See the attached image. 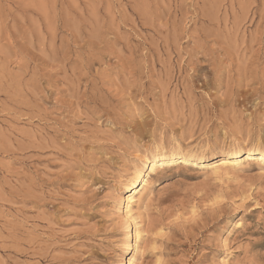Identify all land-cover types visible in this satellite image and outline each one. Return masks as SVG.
<instances>
[{
  "label": "rangeland",
  "instance_id": "rangeland-1",
  "mask_svg": "<svg viewBox=\"0 0 264 264\" xmlns=\"http://www.w3.org/2000/svg\"><path fill=\"white\" fill-rule=\"evenodd\" d=\"M236 149L264 150V0H0V264H127L158 153L192 160L133 206L135 264H264Z\"/></svg>",
  "mask_w": 264,
  "mask_h": 264
},
{
  "label": "bare ground",
  "instance_id": "bare-ground-1",
  "mask_svg": "<svg viewBox=\"0 0 264 264\" xmlns=\"http://www.w3.org/2000/svg\"><path fill=\"white\" fill-rule=\"evenodd\" d=\"M240 149V148H239ZM237 150V149H236ZM229 158H224L220 161L218 165H215L213 168L215 171L219 170H226L232 168L233 166H238V160L243 156H246V160L250 161L254 157H257L258 160L264 161V150L260 149H247L245 152L241 150L235 151L233 154L230 155ZM192 158V157H191ZM190 157H186L180 153H173L170 155H165L163 153H158L151 157V159L146 161L145 169L147 172H140L136 174L134 181L130 182L129 186L127 187L128 193L130 196L126 199L127 206H126V214L129 220V226H133L135 228V244L131 245L130 240L127 241L126 247L129 249H133V254L131 255L127 264H135V253L138 251V246L140 240H142V230L139 228L137 223V218L134 217L133 214V206L136 204L140 197L145 193L147 188L150 185V179L153 174H156L158 168L171 165L180 162H186L187 160H192ZM240 164V163H239ZM129 227V228H130ZM128 228V229H129ZM131 232L129 231V234ZM130 239V236L128 237ZM124 241V240H123ZM131 254V252H130Z\"/></svg>",
  "mask_w": 264,
  "mask_h": 264
}]
</instances>
